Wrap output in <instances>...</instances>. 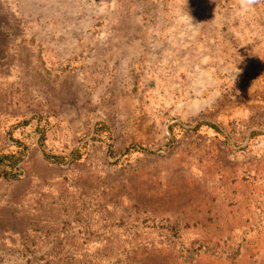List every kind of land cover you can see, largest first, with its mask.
<instances>
[{
    "label": "rangeland",
    "instance_id": "1",
    "mask_svg": "<svg viewBox=\"0 0 264 264\" xmlns=\"http://www.w3.org/2000/svg\"><path fill=\"white\" fill-rule=\"evenodd\" d=\"M23 147L0 264H264V0H0Z\"/></svg>",
    "mask_w": 264,
    "mask_h": 264
},
{
    "label": "trees",
    "instance_id": "2",
    "mask_svg": "<svg viewBox=\"0 0 264 264\" xmlns=\"http://www.w3.org/2000/svg\"><path fill=\"white\" fill-rule=\"evenodd\" d=\"M26 123H28V121H25ZM107 125H105L104 123H97L95 131L96 133H99L100 131H107ZM104 128V130H103ZM217 130L219 132H221V129L217 128ZM110 131L107 132V134H109ZM43 132H42V136L41 139L43 138ZM80 149V148H79ZM77 149L74 153V155L70 158L71 160H81L83 157V154L80 152V150ZM25 155H26V149L23 147V150L21 149L20 152L17 153H12V154H8V155H2L0 156V162L6 167V168H10L15 169L17 168V170H19L18 164L21 163L24 159H25ZM48 158H50L49 156H47ZM56 161L64 163L66 162V160L68 159L65 156H59V157H54ZM51 159V158H50ZM6 175L9 174L11 175V173H7L5 172ZM13 176L18 177L19 175L13 174Z\"/></svg>",
    "mask_w": 264,
    "mask_h": 264
}]
</instances>
